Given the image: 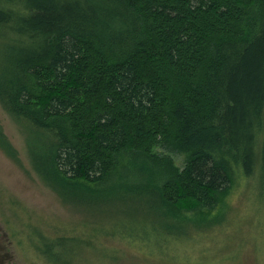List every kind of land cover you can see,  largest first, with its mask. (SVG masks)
<instances>
[{"label": "trees", "instance_id": "obj_1", "mask_svg": "<svg viewBox=\"0 0 264 264\" xmlns=\"http://www.w3.org/2000/svg\"><path fill=\"white\" fill-rule=\"evenodd\" d=\"M0 104L64 203L214 210L264 182V0H0Z\"/></svg>", "mask_w": 264, "mask_h": 264}, {"label": "rangeland", "instance_id": "obj_2", "mask_svg": "<svg viewBox=\"0 0 264 264\" xmlns=\"http://www.w3.org/2000/svg\"><path fill=\"white\" fill-rule=\"evenodd\" d=\"M0 125L18 157L0 147V264H264L263 179H246L198 215H149L118 180L106 196L73 206L36 171L26 134L1 104ZM171 155L185 166L186 154ZM122 165L117 177L133 183L127 159Z\"/></svg>", "mask_w": 264, "mask_h": 264}]
</instances>
